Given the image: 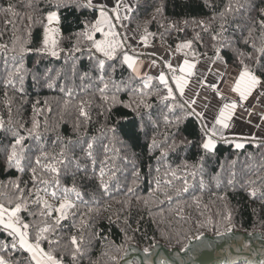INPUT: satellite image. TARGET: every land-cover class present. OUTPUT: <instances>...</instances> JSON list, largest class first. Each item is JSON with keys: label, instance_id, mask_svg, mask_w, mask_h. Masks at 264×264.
<instances>
[{"label": "trees", "instance_id": "16d2710c", "mask_svg": "<svg viewBox=\"0 0 264 264\" xmlns=\"http://www.w3.org/2000/svg\"><path fill=\"white\" fill-rule=\"evenodd\" d=\"M93 4L0 0V204L9 209L23 204L20 219L30 225L31 242L38 229L54 225L43 233L40 245L61 264H122L134 253L125 264H143L137 253L157 245L184 251L196 240L231 233L264 239V138L217 136L214 150L203 149V119L188 115L192 107L179 91L169 84L175 100H162L167 89L157 76H139L123 62L125 52L151 55L134 49L121 31L116 32L122 47L114 58L95 48L89 52L91 42L83 38L77 44L78 34L99 18V5ZM229 6L231 12L226 11ZM106 8L116 21L113 9ZM53 11H58L61 26L55 57L38 51ZM261 21L264 0H134L128 27L146 44L164 45L188 60L220 54L236 68L246 65L264 83ZM94 38L106 39L102 32ZM188 43L190 47H181ZM98 60L105 61L102 70ZM101 75L120 85L115 92L110 84L106 93L115 94L119 103L101 98ZM145 82L150 86L145 88ZM141 89L146 95L138 94ZM141 99L150 107L133 111L125 106L135 107ZM82 101L88 118L80 115ZM20 136L23 152L17 167L7 157ZM89 143L92 157L87 155ZM237 143L243 147L236 148ZM61 151L64 163L55 164L53 157L60 159ZM37 158L41 165L55 164L59 175L41 171ZM33 168L50 183L34 180ZM73 186L81 197L68 193L75 207L67 219L55 225V210L51 216L40 215L37 194L53 209L63 199L41 189L60 195ZM10 231L0 225V257L8 264H34ZM72 236L80 244L75 260Z\"/></svg>", "mask_w": 264, "mask_h": 264}, {"label": "snow or ice", "instance_id": "6c2138e0", "mask_svg": "<svg viewBox=\"0 0 264 264\" xmlns=\"http://www.w3.org/2000/svg\"><path fill=\"white\" fill-rule=\"evenodd\" d=\"M87 7L89 8H94L96 7L93 4V0H87ZM123 7L129 11L131 9L127 4H123ZM119 8L120 5H117L116 8L113 9V11L116 12L115 19L119 20L121 19L120 13H119ZM233 9L231 6H229L226 11L231 12ZM159 11V9H157ZM98 12H99V18L95 20L94 24H91L84 32H81L78 34V41L77 44L79 43V38H83L89 42H91V47L88 49L89 52H91L92 48H95L97 51L103 53L105 57L109 58H114L116 51L118 48L122 47V41L117 39L119 37V33L116 32L115 29V24L112 23L113 17L109 15L108 9L103 5H99L98 7ZM223 15V14H222ZM125 19L128 17L125 16ZM48 24L51 25L53 22L59 23V17L57 13L52 12L47 16ZM261 24L264 25V21H261ZM105 27H107L108 31H105ZM95 32H102L106 39L104 40H96L94 38V33ZM59 33L58 28H52V27H47L45 29L44 33V38H43V43L42 47L38 49V51L42 53H50L51 56L55 57L58 56V51L57 48L59 46V41L57 39L56 34ZM190 43L181 45V47H190ZM75 51H81V49L78 46H74ZM26 49L21 47L20 51L23 53ZM264 50V49H262ZM30 51V49L28 50ZM219 55L216 56V59H219ZM123 62L128 65L129 68L132 69L134 73L139 75L138 72V66H137V61L132 55H128L126 52L123 54ZM98 67L102 70L105 66V61L104 60H98ZM21 67H23L21 65ZM169 68H171V65L169 64ZM195 68L194 63H190L188 60L184 61V66L180 68V71L182 73H187V76L194 75L193 69ZM20 69H17V72H19ZM115 71V69H113ZM86 75V74H85ZM21 77V81H22ZM100 81L102 83V87L98 89V91L101 94V98L105 100L106 102L111 100L112 103H119V101L116 99L115 94L109 96L107 95V90H109V86L111 84V87L115 89V92H119L121 90L120 85L117 84L115 81L112 80H105L104 76H100ZM151 80V77L148 78ZM159 82L165 86L167 89V95L161 97L162 100H168L169 98L175 100V96L173 94L172 87L169 86V80L168 77H166L163 73L160 74L158 77ZM173 79L175 80L176 87L179 89V94L183 96L184 94V89L189 83L188 79L185 77H177L173 76ZM261 81L260 79L251 71L249 68L245 65L244 70L239 74L238 79L235 82V86L232 89L234 92L239 94V97L241 100H247L253 93V91L260 85ZM150 85L145 82L144 87L147 88ZM213 89L216 88V85H212ZM140 96L146 95L144 93L143 89H141L138 93ZM85 103L84 101L81 102L80 104V115L84 116L85 118H88V112L85 110ZM191 103H195V100H193ZM141 105L143 107L148 108L150 105L146 104L143 99L139 100L136 103V106L133 107L132 104H127L125 105L126 107L132 108L133 111H136ZM237 102L232 101L231 103H225L221 110L219 111L218 116L215 118V124L209 128L207 124H204L203 120H201L202 127H203V133L204 136L206 137L205 141L202 143V147L205 150H214L215 145H216V140L214 139L217 136H220L223 138V129H228L230 127L229 121L232 119L233 115L235 114V110L237 108ZM111 107V106H110ZM183 107V105H181ZM110 110V108H109ZM188 115H196L198 117H202V113H197L195 112L194 109H192ZM0 127H3L2 122H0ZM111 131H115V129H111ZM24 140L23 136H20L18 139L15 140V143L11 145V152L8 155L7 159L8 161L14 162L17 167L20 166L21 163V153L23 152V147H22V141ZM153 146H157V142L155 139L152 141ZM18 146L19 147L18 149ZM236 148H241L243 147L242 144L237 143ZM88 152L87 155L89 157H92V151L91 149L93 148V145L91 143L88 144ZM44 158H48V154L44 153L43 154ZM60 159H57L53 157L55 160V164H62L64 163V152L61 151L59 153ZM35 163L39 166H41V171H50L51 173H54L56 176L59 175V168L55 166L53 163H48L45 165H41V159L37 158ZM22 170V169H21ZM36 168L32 169L33 173V178L34 180H39L41 184L47 185L50 183L48 180H44L42 177H38L36 175ZM105 175V172L103 169L100 170V176L103 178ZM175 175V173H173ZM56 187L59 186V181L58 179H53L51 181ZM187 181L185 180V184ZM102 187L107 190V183L101 180ZM17 188H19V185H16ZM44 191L46 194L51 195L53 198L60 200V197L63 196V199L59 203V206L53 209V205H51L47 200L43 199L40 195H36V203L40 204L42 206V211L40 213L41 216H51L52 211L55 210L58 213V216L55 218L54 224L59 225L61 221L67 219L69 210L75 207V204L68 198V193L69 192H74L76 195V198L79 199L81 197V193L78 192L73 186L71 189L64 188L62 193L58 195L57 191L52 190L51 192H48V189H41ZM185 191L187 190L186 188L184 189ZM253 196L256 195V191L252 190L251 193ZM20 199L23 200V195L21 192ZM23 207L22 203H17L14 208L9 209L5 207L3 204H0V225H3L5 229H10L9 235H13L15 237H18V243L23 248L26 250L28 253H30V261L34 262V264H61V261L57 259L53 254L52 251H45L41 245H40V240L42 238L46 239V237L43 236V233L48 232L54 225H49L48 227H43L38 229L37 235L35 237V242H30L29 239V232L28 229L30 227L29 224L24 223L21 221L18 213H20L21 209ZM226 219L230 220L231 216L230 214L226 217ZM80 239L82 240L83 237L81 236ZM49 243H53V241H49ZM55 243H58V241H55ZM71 244L74 246L75 251L72 252V258L75 260L76 254L80 251V244L78 243L77 237L72 236L71 237ZM17 244L13 243L12 247L16 248ZM0 264H7V261L3 258L0 257Z\"/></svg>", "mask_w": 264, "mask_h": 264}, {"label": "crops", "instance_id": "0c3cea01", "mask_svg": "<svg viewBox=\"0 0 264 264\" xmlns=\"http://www.w3.org/2000/svg\"><path fill=\"white\" fill-rule=\"evenodd\" d=\"M97 5L103 4L105 7L114 9L120 5L119 13L121 19L112 21L115 24V31H121L127 42L137 51L151 56L132 55L138 66L139 76L159 77L163 73L168 77L169 84L176 88L173 76L185 77L189 83L184 89L183 97L187 103L197 113H202V119L209 128L215 124V118L225 103L237 102V108L232 119L229 121L230 127L223 129V137H255L264 138V83L253 91L247 100H241L239 94L232 89L239 74L244 69L236 68L226 63L220 54L209 55L192 61L176 54L170 48L161 45L146 44L128 27L130 11L123 7L127 4L131 9L134 0H95ZM111 16V14L109 13ZM128 18L125 19L124 17ZM107 29V27H105ZM108 30V29H107ZM219 55V59L216 56ZM188 60L195 64L194 75L187 76L180 68L184 66V61ZM169 64L171 68H169ZM212 85H216L213 89ZM195 100V103H191Z\"/></svg>", "mask_w": 264, "mask_h": 264}, {"label": "water", "instance_id": "95a60500", "mask_svg": "<svg viewBox=\"0 0 264 264\" xmlns=\"http://www.w3.org/2000/svg\"><path fill=\"white\" fill-rule=\"evenodd\" d=\"M134 255L136 253L128 256L122 264L132 260ZM137 255L143 264H236L243 261L262 264L264 239L259 234L231 233L196 240L184 251L157 245L152 253L138 252Z\"/></svg>", "mask_w": 264, "mask_h": 264}, {"label": "rangeland", "instance_id": "374dc122", "mask_svg": "<svg viewBox=\"0 0 264 264\" xmlns=\"http://www.w3.org/2000/svg\"><path fill=\"white\" fill-rule=\"evenodd\" d=\"M94 1H95V0H94ZM53 12L57 13V15H58V17H59V23H55V22H53V24L49 25V24H48V20H47V23H46L45 29H46L47 27L58 28V29H59V33H57L56 36H57V39H58V41H59V37H60V35H61L60 16H59L58 11H53ZM114 12H115V11H114ZM115 14H116V12H115ZM45 29H44V32H43V38H44ZM20 214H21V212L18 213L19 217L21 216ZM30 242H31V241H30ZM33 243H34V242H33ZM152 252H153V250L150 251V252H148V253L150 254V253H152ZM7 264H8V263H7Z\"/></svg>", "mask_w": 264, "mask_h": 264}]
</instances>
